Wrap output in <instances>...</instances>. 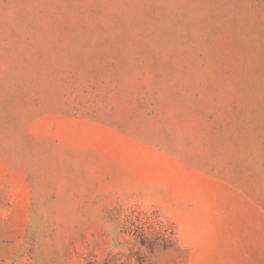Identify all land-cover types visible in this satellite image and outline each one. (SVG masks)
I'll list each match as a JSON object with an SVG mask.
<instances>
[{
    "label": "rangeland",
    "instance_id": "1",
    "mask_svg": "<svg viewBox=\"0 0 264 264\" xmlns=\"http://www.w3.org/2000/svg\"><path fill=\"white\" fill-rule=\"evenodd\" d=\"M0 264H264V0H0Z\"/></svg>",
    "mask_w": 264,
    "mask_h": 264
}]
</instances>
